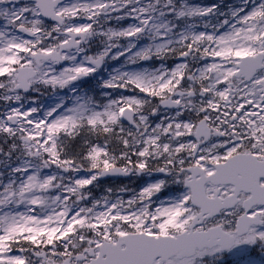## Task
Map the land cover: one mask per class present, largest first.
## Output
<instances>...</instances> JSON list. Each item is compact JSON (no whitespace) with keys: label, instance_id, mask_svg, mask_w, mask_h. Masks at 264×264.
Returning <instances> with one entry per match:
<instances>
[{"label":"snow or ice","instance_id":"1","mask_svg":"<svg viewBox=\"0 0 264 264\" xmlns=\"http://www.w3.org/2000/svg\"><path fill=\"white\" fill-rule=\"evenodd\" d=\"M227 8L0 0V264H264V0Z\"/></svg>","mask_w":264,"mask_h":264},{"label":"flooded vegetation","instance_id":"2","mask_svg":"<svg viewBox=\"0 0 264 264\" xmlns=\"http://www.w3.org/2000/svg\"><path fill=\"white\" fill-rule=\"evenodd\" d=\"M224 8L225 11V7H227L228 2H224L223 4H221ZM102 187L94 189V192L97 196H100L102 194H104V190L107 187H119L122 186L124 184H128L129 183V178H125V179H121V178H112V179H107V180H101L100 181Z\"/></svg>","mask_w":264,"mask_h":264},{"label":"rangeland","instance_id":"3","mask_svg":"<svg viewBox=\"0 0 264 264\" xmlns=\"http://www.w3.org/2000/svg\"><path fill=\"white\" fill-rule=\"evenodd\" d=\"M221 1H223V0H220V2H221ZM45 102H48V100H47V101H45Z\"/></svg>","mask_w":264,"mask_h":264}]
</instances>
